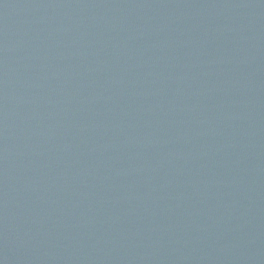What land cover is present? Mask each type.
<instances>
[{
  "label": "water",
  "instance_id": "obj_1",
  "mask_svg": "<svg viewBox=\"0 0 264 264\" xmlns=\"http://www.w3.org/2000/svg\"><path fill=\"white\" fill-rule=\"evenodd\" d=\"M0 264H264V0H0Z\"/></svg>",
  "mask_w": 264,
  "mask_h": 264
}]
</instances>
